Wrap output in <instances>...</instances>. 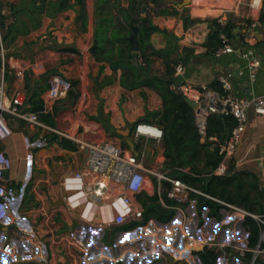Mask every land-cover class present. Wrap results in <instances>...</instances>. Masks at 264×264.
Instances as JSON below:
<instances>
[{
  "label": "crops",
  "instance_id": "0c3cea01",
  "mask_svg": "<svg viewBox=\"0 0 264 264\" xmlns=\"http://www.w3.org/2000/svg\"><path fill=\"white\" fill-rule=\"evenodd\" d=\"M20 1L0 0V15L7 17V24L13 22L10 5ZM122 1L124 7L134 4L136 11L141 9L143 16L148 13L154 25L174 34L178 38L180 52L185 48L193 51L194 57L185 63L186 70L180 77L181 81H187L195 86L209 87L213 82H218L221 71L244 66V62L236 55H227L221 59L205 55L207 50L204 44L210 32L206 16H194L191 13L189 17L192 20L199 17L201 20L185 29L183 21L185 9L193 6L195 0H190L183 8L180 6L184 0ZM230 1L232 0H215L217 5H213L214 11H221V14L213 19L226 20L227 17L222 13L233 11L237 14L249 3V0H233L231 9L223 6ZM96 2L97 0H86L87 31L83 32L81 23L77 22L81 6L75 5V0H72L73 7L53 17L44 16L39 28L28 35L18 37L7 49L11 64L17 67V69L8 68L5 85L7 90L20 86L26 90V93L29 91L28 93L33 94L37 89L39 99L44 102L48 90L41 93V83L47 84L53 77L70 81L74 88L67 96L54 101L49 111H43V114H50L54 118L55 126L43 122L41 112L38 115L43 126H36L11 116L6 117L13 134L5 140H0V150L12 158L13 166L5 178L10 192L11 215L4 224L0 225V264H117L118 262L183 264L172 256V252L169 254L171 258L164 255L168 254L164 243L174 249H180L183 234L186 232L199 237L200 232L205 231L211 236L217 235L221 241H226L232 239L236 231L241 244H246L249 233L242 221L215 227V219L210 218L209 210L205 209L202 211V224H200L197 201L192 199L187 206L192 219H187L183 229L178 226L181 223V216L175 212V217L169 223L151 220L145 226L119 234L122 240L120 239V243L113 246L115 248L111 247L105 231L109 233L113 228L118 227L100 229L80 219L81 208L69 209L64 203L55 205L68 195L62 188V181L66 177L81 172L88 188L96 180V176L86 169L89 151L81 143L93 144L114 140L122 148L132 151L128 146L127 138L122 136L120 131L126 129L133 131L134 126L143 121L148 112H157L162 108V100L156 92L144 89L145 99L141 89L125 90L120 83L122 72L119 70L114 74L109 65L99 63L93 58L90 50L96 25ZM176 10L179 11V15H172ZM159 11L166 14H158ZM249 12L252 21L244 25L241 31L245 36L244 42L239 39V44H236L243 47L250 46L248 42L255 43L253 32L259 27L254 28L253 25L260 22L262 11L252 12L249 8ZM151 43L155 49L161 50L167 47L168 40L163 34L155 33L151 36ZM263 44L264 42L258 43L252 47L257 50L264 63ZM40 47L39 56L28 53ZM63 48H71L75 52L63 51ZM152 69L156 73H163L165 67L162 59L153 58ZM19 77L21 79L18 80ZM110 77H113V83L104 84ZM233 84L235 96L249 98L261 96L264 93L263 71L259 73L254 84L249 83L247 78L236 80ZM29 108L30 105H27L28 112L37 113L29 111ZM50 129L69 137H64ZM56 136L58 139L55 140ZM61 139L72 141L78 149L75 151L64 149L59 143ZM139 148L136 146V150ZM150 151L153 152L150 154ZM163 153V143L161 148H158L155 141L150 140L147 166L158 168L163 165ZM230 162H234L238 171L258 175L264 188V117L255 114L254 110L249 111L243 141ZM230 162L227 164V169ZM156 185L155 179L148 178L146 191L136 197L137 202L143 206L139 198L156 197ZM112 189L114 191L112 196L123 192L120 186L112 185ZM197 222L202 227L201 231L194 228ZM23 229L31 231L32 237L27 241L17 240L16 254H3L2 245L8 240L16 239L17 232ZM136 232H140L139 237L136 236L138 237L136 241L125 242ZM55 236L63 238L61 245L57 247L51 244ZM156 249L160 250V254L150 260L149 256L156 253ZM226 252V260L229 264H240L234 258L235 252L230 249ZM157 258L160 262L155 263Z\"/></svg>",
  "mask_w": 264,
  "mask_h": 264
},
{
  "label": "built area",
  "instance_id": "2783aa9c",
  "mask_svg": "<svg viewBox=\"0 0 264 264\" xmlns=\"http://www.w3.org/2000/svg\"><path fill=\"white\" fill-rule=\"evenodd\" d=\"M248 6L252 12H261L264 8V0H249ZM219 21L221 24H225L226 20L220 18ZM260 25V22H256L253 27L256 28ZM222 44V47L214 55L216 59H221L227 55H236L244 62L243 67L221 71L218 82L222 92L210 89L206 85L195 86L187 81H181L180 77L184 75L186 70L184 63H179L175 67L174 83L171 86L172 90L197 104L193 110L195 124L202 141L206 136L207 121L210 115L232 116L237 121V125L231 131L228 139L219 144V154L222 156V162L215 172L216 175L226 173L228 162L239 150L246 131L249 111L254 110L255 114L264 117V93L261 96L251 98L238 97L233 94L234 81L247 78L249 83L254 84L259 73L263 71L264 74L263 59L254 47L235 46L224 35H222ZM0 47V140H5L13 134L7 123V116L36 126H43V124L40 123L38 113L27 111L26 90L23 87L16 86L9 91L5 86L8 68L17 69V67L11 64L5 49L1 24ZM49 85L50 87L44 98V112L50 110V105L54 101L67 96L74 88L70 81H65L60 77L51 78ZM52 131L57 132L56 130ZM57 133L69 137L64 133ZM163 137V129L156 124L139 122L132 131V140L136 146L140 147L136 150L137 153L122 148L114 140L99 141L93 144L81 143L89 151L86 169L96 176V180L88 188L83 173L79 172L72 177H66L62 181V188L68 193L63 198L64 204L69 209L81 208L80 219L100 229L122 227L133 222H141L144 218L145 208L137 202L136 197L146 191L148 178H153L157 181L155 195L158 203L163 208L173 210L181 216V223L178 225L180 229L185 227L187 219H192L187 209L188 204L191 202V194L205 196L223 206L220 211L223 218L219 221L214 220L215 227L219 225L223 227L239 221L244 223L246 218L250 217L257 222L260 228L258 244L253 248H249L248 240L246 244H241L238 232H234L232 239L221 241L217 235L211 236L205 231L202 232V227L197 222L194 228L201 231L200 236L196 237L188 232H183L186 240L180 249L175 248L186 253L189 259L188 262H194L193 255H195V251L207 248L219 253L220 257L217 264H229L226 260L227 249L236 253L234 258L240 264H264V214L251 213L238 205L210 197L180 178L171 175L170 171L165 170L163 165L158 168L148 167L146 164L148 160V143L153 140L156 146L160 148ZM210 140L218 142L217 138H210ZM12 166V158L0 150V225L4 224L11 215L10 192L6 186L5 174L11 170ZM112 185L122 187L123 192L112 196L114 193ZM196 216L198 215L196 214ZM31 237V231L19 230L17 232L18 239L8 240L2 245V253L5 255L16 254L17 240L27 241ZM62 241V237L55 236L51 240V244L57 247L61 245ZM248 253L251 254V259L247 263ZM172 256L176 258L173 254ZM184 258L176 259L181 261ZM220 259H222V263H220Z\"/></svg>",
  "mask_w": 264,
  "mask_h": 264
},
{
  "label": "trees",
  "instance_id": "16d2710c",
  "mask_svg": "<svg viewBox=\"0 0 264 264\" xmlns=\"http://www.w3.org/2000/svg\"><path fill=\"white\" fill-rule=\"evenodd\" d=\"M158 2V0H154ZM75 5L81 6L77 22L81 23V30L87 31L88 14L85 9L86 0H75ZM11 6L13 22L7 24V17L0 15V24L3 29V41L7 50L18 37L25 36L40 27L44 16L53 17L58 13L73 7L72 0H21ZM136 11L135 5L124 7L122 0H97L96 25L91 47L93 58L110 66L114 74L120 70L121 86L127 91L144 89L156 92L162 100V108L157 112H148L141 122L156 124L163 129L164 153L162 164L171 175L180 178L185 183L195 187L202 193L228 202L251 213L264 214V188L258 175L247 171H238L234 162H230L224 175H216L215 172L222 162L219 154V144L225 142L230 136L237 121L232 116L210 115L207 121V131L204 141L199 134L193 108L185 101V97L172 90L174 83L175 67L179 63H187L194 57L190 49L179 50L178 38L166 29H161L153 24L148 13ZM147 11V10H145ZM158 14H166L159 11ZM172 15H179L176 10ZM185 29L200 20H192L189 16L183 17ZM209 35L204 44L206 56L214 57L222 47V35L232 43L236 38L244 42L245 36L236 34L238 25L232 20H226L221 24L219 19H209ZM260 22H264V8L261 12ZM250 24V23H249ZM140 26L138 33L139 52L134 53L130 42L132 28ZM155 33L163 34L168 45L165 49L157 50L151 43V36ZM63 51L75 52L71 48H63ZM1 52V47H0ZM9 57V55H8ZM153 58L162 59L165 70L156 73L152 69ZM135 59L139 65H135ZM113 77L107 78L104 84L113 83ZM50 85L41 83V93L47 91ZM210 89L221 91L219 82H213ZM28 91V90H27ZM29 92V91H28ZM27 92V105L31 112H41V120L50 126H55L54 118L50 114H43L44 102L39 99L36 89L33 94ZM55 140L58 137H54ZM210 138H217L213 142ZM60 145L67 150L75 151L77 145L68 139H61ZM127 146V145H126ZM145 207L144 218L141 222H133L129 225L118 227L119 231H130L147 225L151 220L160 223H169L175 217V211L167 210L158 204L156 197L139 198ZM190 199L197 201V211L202 224V211L209 210L208 216L216 220L223 218L220 212L223 206L202 195L191 194ZM244 227L249 233L248 246L253 248L258 244L260 228L255 220L247 217ZM202 264H217L219 253L211 249H204L194 253ZM251 259L248 253L246 262ZM117 264H124L118 262Z\"/></svg>",
  "mask_w": 264,
  "mask_h": 264
},
{
  "label": "rangeland",
  "instance_id": "374dc122",
  "mask_svg": "<svg viewBox=\"0 0 264 264\" xmlns=\"http://www.w3.org/2000/svg\"><path fill=\"white\" fill-rule=\"evenodd\" d=\"M215 4H216L215 0H195V4L193 6L188 7V8L185 9V12H184V16L183 17H187V16L191 15V13H193L194 16H197V12H198V10H200L201 12H203L201 14L202 15L201 17H205L206 16V19L207 20L213 19L216 15L221 14V11H214L215 10V6H213V5H215ZM232 4H233V0L230 1L229 4H223V6H225L228 9H231L232 8L231 7ZM216 7H218V6H216ZM222 15H224V16L227 17L226 20H229L230 19V20L234 21L235 23H237L238 27L236 29L237 32H235L236 34H241V31H242L244 25H246L250 21H252V18L250 16V12H249L248 6H243V8L237 14L234 13L233 11H228V12L222 13ZM256 18L259 19V16L256 15ZM195 20H201V19L199 17V18H196ZM239 39L240 38H236V40L233 41V44L235 46H236V44H239V42H240V41H238ZM263 45H260V47H263ZM28 53L31 54L32 56H39L41 54V47L38 48L37 50L29 51ZM155 68H157L156 65H155ZM72 132H73L72 135H74V131H72ZM210 227L211 226H209V228ZM152 228L154 229V227H152ZM121 233H125V232L124 231H119L117 228H115V229L113 228L109 233H108V231H105V235H107V240L111 242L110 243L111 244V247H113L115 244L117 245V244L120 243L121 237H119V234H121ZM139 233L140 232H136L133 237L127 238L125 240V242H127V241H136L137 238L139 237L138 236ZM136 236H138V237H136ZM16 239H18V238H16ZM185 240H186V237L183 236L182 237V245L185 242ZM102 241L104 242V240H102ZM164 245L167 246V247H172V246H169V245H167L165 243H164ZM113 248H115V247H113ZM157 248H159V247H157ZM171 250L170 251H168V250L166 251L165 250L166 253H168V254H164V255H166V257L168 256V258H171L169 256V254L171 253ZM177 251H179V250H177ZM155 252L156 253H154L152 256L151 255L149 256V259L150 260L152 259V257L157 256L158 254H160V250L159 249H156ZM193 256H194V262H191V261L188 262L189 259H188L187 255L184 256L185 258L183 260H181V262L183 264H198V262H197L198 261L197 256H195V255H193ZM158 262H160V260L157 258L155 260V263H158Z\"/></svg>",
  "mask_w": 264,
  "mask_h": 264
},
{
  "label": "water",
  "instance_id": "95a60500",
  "mask_svg": "<svg viewBox=\"0 0 264 264\" xmlns=\"http://www.w3.org/2000/svg\"><path fill=\"white\" fill-rule=\"evenodd\" d=\"M190 2V0H184L183 1V4L180 6V7H185L187 6V4ZM139 30H140V26H134L132 28V34L130 36V42H131V45H132V49H133V52L134 53H138L140 48H139V41H138V33H139ZM253 38H254V42L253 44H251L250 42H248V44L250 46H256L258 43H262L264 42V22L261 23V25L259 26V28L257 30H255L253 32ZM135 65H139V63L136 61L135 59ZM185 101L188 105H190L193 109L197 106V104L192 101L191 99L189 98H185ZM121 135L124 136L125 138H127V143H128V146L129 148L135 152H136V146L134 144V142L132 141L131 139V136H132V130L131 129H126L124 131H120ZM153 151H150V154L152 153ZM7 175H8V172L5 174V178H7ZM63 201H59L58 203H56L55 205L56 206H59V205H63ZM204 249H200V250H197L195 252H201L203 251ZM198 258V257H197ZM126 264H129L128 262H126ZM131 264V263H130ZM198 264H202L201 261L199 260L198 258Z\"/></svg>",
  "mask_w": 264,
  "mask_h": 264
},
{
  "label": "bare ground",
  "instance_id": "6f19581e",
  "mask_svg": "<svg viewBox=\"0 0 264 264\" xmlns=\"http://www.w3.org/2000/svg\"><path fill=\"white\" fill-rule=\"evenodd\" d=\"M203 12H201L200 10H198V12H197V16H202L201 14H202ZM164 247H166V249H168V250H171V252L177 257V258H183L185 255H186V253L184 252H179V251H177L176 249H174V248H172V247H167V246H165L164 245ZM188 250V249H187Z\"/></svg>",
  "mask_w": 264,
  "mask_h": 264
},
{
  "label": "flooded vegetation",
  "instance_id": "af4514ba",
  "mask_svg": "<svg viewBox=\"0 0 264 264\" xmlns=\"http://www.w3.org/2000/svg\"><path fill=\"white\" fill-rule=\"evenodd\" d=\"M130 231H132V230H130Z\"/></svg>",
  "mask_w": 264,
  "mask_h": 264
}]
</instances>
